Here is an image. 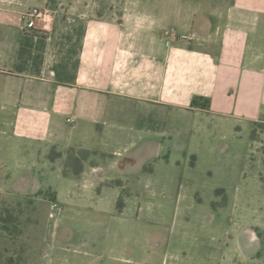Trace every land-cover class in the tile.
<instances>
[{"label": "crops", "instance_id": "0c3cea01", "mask_svg": "<svg viewBox=\"0 0 264 264\" xmlns=\"http://www.w3.org/2000/svg\"><path fill=\"white\" fill-rule=\"evenodd\" d=\"M36 1L43 5L28 6ZM49 3L0 0V165L7 179L13 171L22 195L42 191L39 184L30 188L40 174L88 180L87 203L95 199L96 210L108 211L129 189L131 175L141 177L137 187L146 193V171L155 176L146 165L174 164L179 172L170 159L185 147V126L168 125V114L264 123V0H211L206 11L193 0H159L166 7L146 11L159 12L153 25L133 11H114L112 1L96 15L80 11L83 37L72 84L57 82L46 62L38 72L30 62L17 69L23 37L33 31L24 29L23 17ZM173 26L186 43L167 45L171 37L179 41ZM49 30L51 23L47 39ZM148 106L165 111L162 123L146 124ZM52 152L59 156L50 158ZM105 194L112 198L105 201Z\"/></svg>", "mask_w": 264, "mask_h": 264}, {"label": "rangeland", "instance_id": "374dc122", "mask_svg": "<svg viewBox=\"0 0 264 264\" xmlns=\"http://www.w3.org/2000/svg\"><path fill=\"white\" fill-rule=\"evenodd\" d=\"M110 1L114 11H133L152 25L159 12L146 11L166 7L159 0H50L55 12L38 53L41 67L46 62L51 70L67 56L71 72L84 22L76 16L105 12ZM193 1L200 11L211 2ZM36 5L43 4L28 3ZM169 30L179 41L171 37L167 45L186 43L178 27ZM164 113L148 106L146 124L162 123ZM175 120L185 126V147L172 151L170 159L179 172L171 170L174 164L146 165L155 172L149 177L146 171V193L137 187L141 177L131 175L129 189L119 192L108 211L96 210L95 199L88 204V180L40 174L30 188L39 184L42 191L22 195L13 171L7 179L0 165V264H264V134L258 132L252 142L253 123L233 124L210 113L194 122L168 114L164 122ZM82 193L87 201L79 200ZM105 195V201L112 198ZM119 197L126 202L123 211Z\"/></svg>", "mask_w": 264, "mask_h": 264}, {"label": "trees", "instance_id": "16d2710c", "mask_svg": "<svg viewBox=\"0 0 264 264\" xmlns=\"http://www.w3.org/2000/svg\"><path fill=\"white\" fill-rule=\"evenodd\" d=\"M83 37V29L78 34V40L76 44L75 51V60L71 65V72L68 71L69 58L65 56L60 63L53 66L51 72L56 79L57 82L62 84H72L76 78L77 68H78V52L81 49V40ZM36 39L35 43H33V39ZM47 41V34L45 32L33 30L31 35H25L20 45L19 55H18V66L17 69L19 71L25 70L28 63L30 62L32 65V69L37 71L41 67V56L38 53L42 52L45 48V44ZM32 50L37 52V55L31 56ZM258 132L264 134V123L254 122L252 124L251 136L250 139L252 142H255V138L258 135ZM263 155H264V147H263ZM59 156V154L55 155ZM55 156L50 155V158H55ZM264 165V159H263Z\"/></svg>", "mask_w": 264, "mask_h": 264}, {"label": "built area", "instance_id": "2783aa9c", "mask_svg": "<svg viewBox=\"0 0 264 264\" xmlns=\"http://www.w3.org/2000/svg\"><path fill=\"white\" fill-rule=\"evenodd\" d=\"M53 12L47 7L42 9L33 8L24 15V29L37 30L46 32L50 26ZM67 123H72V119H67ZM55 206H51L50 210L53 211Z\"/></svg>", "mask_w": 264, "mask_h": 264}, {"label": "flooded vegetation", "instance_id": "af4514ba", "mask_svg": "<svg viewBox=\"0 0 264 264\" xmlns=\"http://www.w3.org/2000/svg\"><path fill=\"white\" fill-rule=\"evenodd\" d=\"M256 241V240H255ZM255 241H254V243H255Z\"/></svg>", "mask_w": 264, "mask_h": 264}]
</instances>
